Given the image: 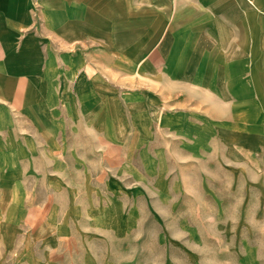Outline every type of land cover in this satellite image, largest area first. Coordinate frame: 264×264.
Masks as SVG:
<instances>
[{
  "label": "rangeland",
  "instance_id": "obj_1",
  "mask_svg": "<svg viewBox=\"0 0 264 264\" xmlns=\"http://www.w3.org/2000/svg\"><path fill=\"white\" fill-rule=\"evenodd\" d=\"M202 2L9 0L0 264H264V16Z\"/></svg>",
  "mask_w": 264,
  "mask_h": 264
},
{
  "label": "crops",
  "instance_id": "obj_2",
  "mask_svg": "<svg viewBox=\"0 0 264 264\" xmlns=\"http://www.w3.org/2000/svg\"><path fill=\"white\" fill-rule=\"evenodd\" d=\"M201 4L190 5L195 9L202 7L203 9H218L221 8L225 2H234V0H214L217 4L203 0ZM252 5L255 4L261 15L264 16V4L258 5V1L254 3V0H249ZM254 3V4H253ZM189 7V6H188ZM11 14V7L9 0H0V96L5 97L10 104L7 107L19 109L24 107L26 98L28 97L31 86L28 74L19 71L16 67L17 62L12 59L11 45L2 30V23L7 20V17ZM223 15V14H213ZM2 106H0V112H2Z\"/></svg>",
  "mask_w": 264,
  "mask_h": 264
},
{
  "label": "bare ground",
  "instance_id": "obj_3",
  "mask_svg": "<svg viewBox=\"0 0 264 264\" xmlns=\"http://www.w3.org/2000/svg\"><path fill=\"white\" fill-rule=\"evenodd\" d=\"M162 1H163V0H162ZM170 1H171V0H170ZM166 3H167V2H166ZM171 3H172V2H171ZM164 4H165V3H164ZM100 5H101V4H100ZM100 5H99V6H100ZM106 5H107V4H106ZM167 7H168V6H167ZM169 8H170V6H169ZM85 11H86V10H85ZM88 12H89V11H88ZM68 15H69V14H68ZM69 18H70V17H69ZM90 18H92V17H90ZM90 18H89V20H90ZM61 22H62V21H61ZM61 22H60V23H61ZM97 22H98V21H97ZM99 23H101V22H99ZM120 23H121V22H120ZM120 23H119V24H120ZM101 24H102V23H101ZM103 25H105V24H103ZM117 26H118V24H117ZM120 26H121V24H120ZM92 27H93V26H92ZM101 27H104V26H101ZM124 27H125V26H124ZM74 28H76V27H74ZM100 29H101V28H100ZM82 31H83V30H82ZM108 31H109V29H108ZM98 32L100 33L101 31H98ZM92 33H93V32H92ZM173 33H174V32H173ZM100 34H101V33H100ZM102 35L104 36V34H102ZM176 35H177V34H176ZM185 35H186V33H185ZM110 36H111V35H110ZM110 36H109V38H110ZM106 37H107V36H106ZM176 37H178V36H176ZM183 37H185V36H183ZM186 38H187V37H186ZM171 39H172V38H171ZM106 41H107V39H106ZM107 42H109V41H107ZM187 43H188V41H187ZM111 44H112V43H111ZM111 44H110V45H111ZM107 45H108V44H107ZM184 45H185V44H184ZM186 47H187V46H186ZM193 48H194V47H193ZM155 49H156V48H155ZM155 49H154V50H155ZM176 49L178 50V48H176ZM187 49H188V48H187ZM189 49H191V48H189ZM168 51H169V50H168ZM175 53H176V52H175ZM178 53H179V52H178ZM167 54H168V53H167ZM206 54H207V53H206ZM149 55H150V54H149ZM177 55H178V54H177ZM197 55H198V54H197ZM166 56H167V55H166ZM173 56H174V55H173ZM147 57H148V56H147ZM181 57H182V55H181ZM209 57H210V56H209ZM158 58H159V57H158ZM194 58H195V57H194ZM203 58H204V55H203ZM183 59H184V58H183ZM206 59H207V58H206ZM178 60H179V59H178ZM158 61H159V60H158ZM160 62H162V61H160ZM204 62H205V61H204ZM157 63H158V62H157ZM164 63H165V62H164ZM172 63H173V62H172ZM199 63H200V62H199ZM205 63H206V62H205ZM158 65H159V64H158ZM163 65H164V64H163ZM203 65H205V64H203ZM203 65H202V66H203ZM211 65H212V63H211ZM185 66H186V65H185ZM191 66H192V65H191ZM198 66H199V65H198ZM200 66H201V65H200ZM200 66H199V67H200ZM205 66H206V65H205ZM199 67H198V68H199ZM190 68H191V67H190ZM190 68H189V70H191ZM202 68H204V67H202ZM165 69H166V68H165ZM204 69H205V68H204ZM170 70H171L170 72H172V69H170ZM207 70H208V69H207ZM166 71H167V70H166ZM222 71H223V70H221V72H222ZM168 72H169V71H168ZM183 72H184V71H183ZM206 72H207V71H206ZM194 73H195V71H194ZM230 73H231V72H230ZM232 73H233V72H232ZM170 74H171V73H170ZM192 74H193V73H192ZM227 74H228V73H227ZM230 76H231V74H230ZM175 77H176V76H175ZM190 77H191V76H190ZM208 77H209V76H208ZM217 77H218V75H217ZM184 78H185V77H184ZM187 78H188V77H187ZM219 78H220V77H219ZM204 79H205V78H204ZM201 80H202V79H201ZM216 82H217V81H216ZM204 83H205V81H204ZM146 161H147V160H146ZM149 161H150V160H149ZM149 166H150V165H149Z\"/></svg>",
  "mask_w": 264,
  "mask_h": 264
}]
</instances>
